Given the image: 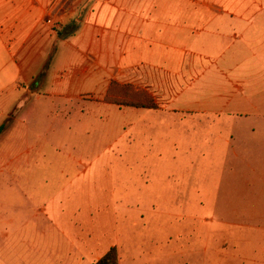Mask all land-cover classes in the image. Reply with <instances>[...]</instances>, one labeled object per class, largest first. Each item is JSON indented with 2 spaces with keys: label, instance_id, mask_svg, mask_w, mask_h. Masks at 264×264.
<instances>
[{
  "label": "crops",
  "instance_id": "1",
  "mask_svg": "<svg viewBox=\"0 0 264 264\" xmlns=\"http://www.w3.org/2000/svg\"><path fill=\"white\" fill-rule=\"evenodd\" d=\"M112 84L145 93L157 109L104 102ZM39 115L81 121L89 146L123 154L138 137L131 117L157 128L150 139L169 136V125L180 133L185 156L180 179L186 173L211 192L227 193L229 202H247L248 210L228 211L231 223L214 227L218 238L207 264H264V237L256 252L240 228L257 227L264 235V0H0L1 168L33 166L32 154L34 162L43 147L29 144ZM236 139L239 167L225 164L230 152L237 154ZM190 155L200 156L196 164ZM224 184L241 186L242 196L234 194L240 188L222 190ZM102 198L57 195L41 204L37 196L25 197L24 203L38 204L32 211L6 212L0 205L2 261L95 264L115 248L118 264H138L121 250L122 214L102 211ZM249 203L258 206L249 209ZM160 234L170 232L155 231L150 242ZM167 244L158 261L170 264L171 254L188 261L185 244ZM155 249H148L153 259Z\"/></svg>",
  "mask_w": 264,
  "mask_h": 264
},
{
  "label": "rangeland",
  "instance_id": "2",
  "mask_svg": "<svg viewBox=\"0 0 264 264\" xmlns=\"http://www.w3.org/2000/svg\"><path fill=\"white\" fill-rule=\"evenodd\" d=\"M118 89L111 85L103 101L106 102L109 98L110 102L115 100L128 102L137 95L132 94L127 87ZM138 95L141 96L142 92ZM39 116L40 122L37 124L36 133L30 137L29 144L39 143L43 147L42 151L37 153L34 162L35 156L32 154L33 166L9 171L4 170L0 165V205L3 206V211L37 209L38 207H35L38 204L23 201L25 197L31 196H37L41 204L57 195L104 197L106 202L99 206L100 209L104 208L108 213L116 210L117 213L122 214L119 218L121 250L138 264H150L151 261L162 264L158 261L160 259L158 251L159 248L166 247L167 243L172 249L180 243L185 244L186 259H188L185 264H207L209 246L214 238H218L214 236V227L221 228L223 227L221 224L227 225L232 222L226 215L231 209L248 210L244 207L247 204L245 200L229 202L228 198H225L227 193L211 192L210 186L201 187L197 184L198 181L189 178L186 173L180 179L179 164L181 159L184 163L185 158L179 150L180 133L177 135L167 124L164 131L169 136L164 139L157 137L150 139L157 128L152 130L150 127V130L147 125L138 122L136 117H131V123H135L131 131L136 132L138 137L133 151L123 154L117 149L103 150L105 148L103 145H98L95 149L89 146L91 134L90 136L84 134L83 125H87L81 121L63 123L43 115ZM147 129L151 134L149 137L151 141L145 137L144 131ZM190 146L186 145L187 148ZM235 148L236 156L230 152L226 156L228 161L225 164L233 163L239 167L242 152H240L241 141L238 139ZM198 157L190 155L188 162L196 164ZM207 164H212L211 157ZM226 173V171L220 172L224 177H227ZM238 173L239 178L241 171L238 170ZM71 181L75 183L70 184ZM221 187L222 190L226 187L237 191L240 188L241 192L234 194L242 196L241 186L229 187L224 184ZM217 194L218 199L211 198ZM254 205L258 206V203H249V209ZM259 205L264 211V202ZM236 221L239 224L246 223L242 219ZM247 223L251 227H256L260 221L256 225L253 222ZM240 228L241 233L250 237L251 249L258 252L262 245L258 239L264 237L262 231L256 234L257 227L246 231L243 230L244 226ZM163 229H167L170 235L160 234L156 241L150 242V235ZM180 232L181 238L178 236ZM150 247H156L154 259L148 252ZM205 247L208 249L207 252L204 251ZM173 256L171 254L170 264H181L182 260L178 257L173 259ZM2 257L3 252L0 251V264H7L2 261ZM10 263L15 262L10 261Z\"/></svg>",
  "mask_w": 264,
  "mask_h": 264
},
{
  "label": "trees",
  "instance_id": "3",
  "mask_svg": "<svg viewBox=\"0 0 264 264\" xmlns=\"http://www.w3.org/2000/svg\"><path fill=\"white\" fill-rule=\"evenodd\" d=\"M116 89H118V86L116 87ZM135 98H133L132 100L126 102L125 100H115L112 101L115 104L118 105H127L130 107H134V108H144V109H151V110H155L157 109L156 105L154 104L153 100L151 97H149L146 94H142L140 95H136L134 96ZM107 99V98H106ZM110 99L108 98L107 101H109ZM4 131V126H0V137L2 135ZM95 264H118V253L117 250L115 248L110 249L104 257H102V259H100L98 262H96Z\"/></svg>",
  "mask_w": 264,
  "mask_h": 264
}]
</instances>
